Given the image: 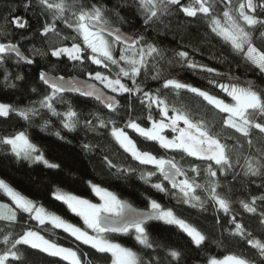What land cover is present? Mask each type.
I'll use <instances>...</instances> for the list:
<instances>
[{"label": "snow or ice", "instance_id": "snow-or-ice-1", "mask_svg": "<svg viewBox=\"0 0 264 264\" xmlns=\"http://www.w3.org/2000/svg\"><path fill=\"white\" fill-rule=\"evenodd\" d=\"M218 7H222L223 11L218 12ZM23 8L26 12L33 10L37 28L32 37L39 38L42 46L37 48L33 45L26 54L20 46L21 41L32 37L22 36L15 42L11 39L0 40V83L5 90H17L18 82H26L24 73H13L10 68L32 66L37 56L50 55L58 60L67 57L74 65L90 62L101 66L109 74L96 71L88 72V79L75 76L66 78L41 69L38 83L44 87V93L40 94L37 87H31V92L39 95V99L31 100L25 106L0 102V118L15 115L29 125L39 118L42 120V130L52 126V118H55L60 127L54 135L61 141L66 140L61 134L63 131L75 133L83 130L97 137L107 133L133 161L145 168L152 166L154 170L139 173L142 181L156 192L170 195L178 203L191 208L206 211V206L211 204L217 213L215 220L218 225L221 224V212L227 218L229 228L224 232L229 237L245 240L257 253L253 258L235 253L222 259L209 256L206 264H264V240L253 236L242 217L234 211V205L238 204L243 212L258 217V224L264 229V192L249 195L248 199L233 200L232 188L222 183L228 176L233 181L253 184L254 178L264 181V89L257 88L252 81L241 83L239 77L198 63L183 45L179 46V50H172L169 56L166 49L149 41L145 33H127L109 17L111 14L123 24L124 17L120 10L134 8L146 29L152 30L170 29L171 19L178 14L185 18H202L209 32L229 49L230 55L255 66L264 75V0H238L237 3L234 0H131L130 4L124 2L112 8L101 0H89L87 4L82 0H26ZM58 24L72 30L75 35H63V29ZM9 25L17 30H28L30 27L29 20L23 16L5 17L4 24L0 25V36L10 35L7 31ZM68 41H72L70 46ZM117 49L118 57L114 55ZM219 63L230 65L223 56ZM113 67L117 69L115 72L112 71ZM175 67L199 69L212 77L226 78V83L218 79L208 80L210 87L226 94L225 98L176 78H163L166 70ZM149 78L152 81L163 79L161 87H146ZM125 81H130L131 86ZM163 90L177 94L187 91L202 98L206 106L222 114V126L233 130L238 136L222 138L213 131L212 123L203 115L197 117L184 106L177 107L170 103L167 96L162 94ZM68 94L91 98L104 111L93 110L84 114L71 100L65 99ZM227 98H231V102H226ZM137 106L142 110L141 115H134ZM129 131L145 142H155L165 153L175 152L181 155V159L184 156L193 157L206 167L202 169L199 163H193L185 168L175 156L155 155L142 150ZM253 136L260 147H254ZM240 137L247 145V153L244 144L240 143ZM228 140L235 142L230 145ZM0 145L7 147L17 161L42 164L47 169L60 168L59 164L46 157L44 149L34 143L26 131L0 135ZM81 146L88 152L99 147L92 142L82 143ZM103 162L109 174L121 176L137 172L130 165L114 163L108 155L103 156ZM201 176L202 183L198 179ZM154 177L159 178L153 183ZM87 183L95 196L99 197L100 203H93L58 186L51 190L53 199L63 203L71 214L83 220L85 227H80L0 179V194L11 202L0 203V221L6 225L0 229V245L3 246L0 247V264H24L21 252L24 246L39 249L67 264H83L78 250L41 235L47 225L62 230L101 254H110L111 264H181L183 251L152 239L150 221H162L178 228L198 249L209 239L200 228L157 199L147 196V207L139 208L119 198L108 188L92 181ZM258 187L264 188V182ZM198 190L203 196L197 194ZM18 213L28 216V220L20 225V232L15 231V226L19 224ZM29 221L36 222L39 230H34ZM117 234L133 235L138 245L154 255L145 259L118 242L115 239ZM160 250L164 251V260L155 254Z\"/></svg>", "mask_w": 264, "mask_h": 264}, {"label": "trees", "instance_id": "trees-1", "mask_svg": "<svg viewBox=\"0 0 264 264\" xmlns=\"http://www.w3.org/2000/svg\"><path fill=\"white\" fill-rule=\"evenodd\" d=\"M25 2L26 0H0V25H3L4 18L9 16H23L29 20L30 24L28 30H17L9 25L7 31L10 35L8 37L0 36V40L11 39L15 42L20 40L22 36L26 38L32 37V33L37 28L36 18L33 15L32 9L27 12L24 10L23 4ZM82 2L87 4L89 0H82ZM93 2H95V0H93ZM101 2L106 3L108 7L112 8L124 2L130 4L131 0H101ZM237 2L238 0H234V3ZM217 11L222 12L223 8L218 7ZM120 12L124 17L123 24H120L109 14V17L116 26L121 27L124 31L133 35H136L139 30L143 28L142 33L146 34L147 39L166 49L169 56L172 55V50H179V46L183 45L185 50H190V55L198 63L209 67H215L220 72L230 73L235 77H239L241 83L252 81L257 88L264 89V75H261L255 66L247 65L240 58L230 55L229 49L209 32L202 18H185L182 14H178L171 19L170 29L159 28L158 30H152L146 29L141 17L136 13L134 8H122ZM58 27L63 29V35H75L72 30L64 29L62 24H58ZM206 34L207 39L205 38ZM50 39L54 38L50 37ZM71 42L72 41L67 42L69 46ZM77 42H79V40ZM33 45L40 48L42 46V41L37 37H32L21 41L20 46L27 54V50ZM114 55L117 57L119 56L118 49ZM221 56L226 57L230 65L228 63H219ZM237 65H239V67H237ZM41 69L50 72L52 75L59 76H70L75 74L85 76L88 72L94 73L96 71L109 74L101 66L93 65L90 62H86L83 65H74L67 57H62L58 60L50 55L47 57L37 56L35 64L32 66L10 68L13 73H24L26 82H18L17 90H5L3 84L0 83V102L25 106L28 105L31 100L39 99V95L31 92V87H37V92L40 94L44 93V87L38 83V73ZM116 70L117 69L113 67L112 71L115 72ZM150 75L151 72L149 73V76ZM163 78H176L182 82L192 84L195 87L208 90L221 98H225L226 96L220 89L210 87L208 80L218 79L219 82L226 83L227 79L212 77L199 69L191 70L186 67H175L166 70L163 73ZM0 81H2V76H0ZM125 82L131 86L130 81ZM162 83L163 79L160 81H152L149 78L146 81V87L155 89L161 87ZM162 94L166 95L169 102L175 104L177 107L184 106L197 117L203 115L212 123L213 131L218 133L222 138L238 136L233 130L226 129L222 126V114H218L211 106H206V102H203L202 98L197 97L195 94L187 91H181L177 94L171 90H163ZM65 99L71 100L72 104L84 114L93 110L104 111L102 106H98L94 100L88 97L85 98L78 94H68L65 96ZM226 102H231V98H227ZM57 107L59 108L60 106L58 105ZM141 112L142 110L137 106L134 115H141ZM41 123L42 120L37 118L29 125L15 115L11 116V118H0V135H9L17 131H26L30 139L44 149L46 157L51 162L60 165L59 169H47L42 164H29L27 161H17L10 155L7 147L0 145V179L5 180L23 195L42 203L46 209L54 211L64 219L81 226L80 217L71 214L63 203L52 198L51 190L54 187L58 186L64 191L79 196L82 195L88 199H95L87 183L88 181H92L104 188H108L110 191L116 193L119 198L140 208L147 207L145 197L150 196L157 199L163 205L172 207L179 216L196 225L209 238L203 247L198 249L191 243L190 238L178 228L167 225L162 221H150L149 232L152 239L163 245L178 248L183 251L184 259L181 261V264H204L209 256L222 258V256H226L230 253L243 254L248 258L257 256L256 251L252 249L245 240L229 237L227 233L224 232V229L229 228V225L227 223V218L222 212L219 214L221 224L218 225L216 223L215 218L217 213L214 212L211 204L206 206V211H200L197 208H191L188 205L178 203L177 200L170 195L165 196L163 193L156 192L149 184L142 181L139 178V173L141 171L154 170L152 166H147L145 168L140 166L138 162L133 161L130 155L125 153L107 133H103L97 137L93 133L86 134L83 130H79L75 133L63 131L61 134L66 137V140L61 141L54 135V132L60 127L59 122L55 118H52V126L48 127L47 130H42L40 128ZM144 126L148 125L145 124ZM130 136H132L137 146L142 150L151 151L155 155L175 156L176 160L185 168L190 167L193 163H199L202 169L206 167L205 164L200 163L193 157L184 156V158L181 159V155L175 152L170 151L165 153L155 142H145L142 138H138L133 132H130ZM239 140L241 144H244L245 152L247 153V145L243 138L240 137ZM253 140L254 147L261 146L255 143V136H253ZM66 141H70V143ZM88 142L97 144L99 147L93 152L85 151L81 145L82 143ZM234 142V140H228L230 145ZM101 149H103V151H101ZM104 155H108L114 163H123L136 168L137 172L132 175L121 176L109 174L103 162ZM112 171L113 173L115 172L114 169ZM237 171H239V169H237ZM189 175L192 174L189 173ZM158 178L159 177H154L152 182L154 183ZM198 179L199 182H203V176ZM254 179L255 183L253 184L242 180L233 181L232 177L228 176L226 181L222 180V183H227L228 186L232 188L233 192L231 199H248L249 195H259L264 192V188L258 187L264 181H261L259 178ZM197 194L203 196V193L199 190ZM0 202L7 204L11 203L10 200L2 194H0ZM234 211L242 217L243 223L248 230L252 232L253 236L264 240V229L260 228L258 217L243 212L238 204L234 205ZM27 220V214L21 215L18 213L19 224L15 226V231L20 232L22 230L20 225ZM29 223L34 230H39L36 222L29 221ZM5 226V222L0 221V229ZM41 235H45L47 239L55 240L65 247H72L78 250L83 264H111L110 254H101L89 245H84L76 241L62 230L52 229L51 225H47L46 230L41 231ZM0 239H2V236H0ZM115 239L122 245L132 248L145 259L154 255L150 250L144 249L142 246L138 245L133 235L117 234ZM220 241H222V243H217ZM0 247L3 246L0 245ZM21 252L23 253L24 264H67V262L62 261L60 258L51 257L39 249H31L24 246L21 248ZM85 253L87 254L86 256L83 255ZM155 254L160 255L162 260H164L165 254L163 250Z\"/></svg>", "mask_w": 264, "mask_h": 264}, {"label": "rangeland", "instance_id": "rangeland-1", "mask_svg": "<svg viewBox=\"0 0 264 264\" xmlns=\"http://www.w3.org/2000/svg\"><path fill=\"white\" fill-rule=\"evenodd\" d=\"M143 32V28H141L140 30H139V32L136 34V35H139V34H141ZM87 76V73H86V75H85V77ZM130 132L131 131H129V135H130ZM91 192H92V190H91ZM93 193V192H92ZM74 194V193H73ZM94 194V193H93ZM76 195V194H75ZM79 196V195H78ZM94 196H95V194H94ZM80 197H82V198H84V199H88L87 197H84V196H82V195H80ZM88 200H90V201H92L93 203H100L101 201L99 200V197H97V196H95V199H88ZM0 203H2V202H0ZM7 204V203H6ZM72 223V222H71ZM81 223H82V226L81 225H77V226H80V227H85L84 225H83V220L81 219ZM75 224V223H74ZM127 247V246H126ZM224 256H222V258H223ZM222 258H217V259H222ZM204 264H206V263H204Z\"/></svg>", "mask_w": 264, "mask_h": 264}, {"label": "water", "instance_id": "water-1", "mask_svg": "<svg viewBox=\"0 0 264 264\" xmlns=\"http://www.w3.org/2000/svg\"><path fill=\"white\" fill-rule=\"evenodd\" d=\"M125 32H127V31H125ZM127 33H129V32H127ZM55 76H59V75H55ZM70 76H75V77H79L80 79H88V77L86 76H80V75H77V74H75V75H70ZM66 78L67 77H69V76H65ZM85 98H87V97H85ZM91 99V98H90ZM93 100V99H92ZM130 203V202H129ZM135 206V205H134ZM137 207V206H136ZM140 208V207H139Z\"/></svg>", "mask_w": 264, "mask_h": 264}]
</instances>
